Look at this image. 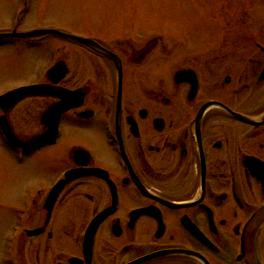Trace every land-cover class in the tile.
<instances>
[{"label":"flooded vegetation","instance_id":"1","mask_svg":"<svg viewBox=\"0 0 264 264\" xmlns=\"http://www.w3.org/2000/svg\"><path fill=\"white\" fill-rule=\"evenodd\" d=\"M240 16L220 24L214 45L187 51L92 34L121 71L75 44L72 61L45 63L39 76L2 89L42 85L75 102L57 113L56 143L29 154L62 151L52 155L53 180L21 213L19 249L35 261L19 251L20 264H264V25L252 30L249 14ZM12 42L0 49L20 51L23 42ZM63 102L0 103V119L27 141L46 134L56 121L45 115ZM33 119L39 132L20 133ZM67 128L96 138L64 141Z\"/></svg>","mask_w":264,"mask_h":264},{"label":"rangeland","instance_id":"2","mask_svg":"<svg viewBox=\"0 0 264 264\" xmlns=\"http://www.w3.org/2000/svg\"><path fill=\"white\" fill-rule=\"evenodd\" d=\"M19 5L18 0H0V32L12 28ZM241 8H254L256 13H264V0H28L23 8L25 12L19 29H57L73 35L91 32L101 37L107 31L105 39L108 41L132 37L130 41L138 45L153 38L160 41L159 48L163 45L171 48L176 43L181 50L187 51L192 47L215 44L218 35L213 34V30L219 22L210 20V17L222 18L215 12H224V20H230L227 15L243 11ZM261 23L256 17L251 26L255 28ZM244 45L247 44L244 42ZM32 46L35 45H28L31 47L30 52L27 51L24 56L13 53L9 47L0 49V90L14 83L23 84L34 79L52 52H57L68 61L74 59L75 47L58 39L51 38L43 45ZM246 47L249 48V45ZM254 50L260 52L258 47ZM39 115L35 111L33 118ZM39 130V124L34 119L31 126L19 128L20 133L25 135ZM63 134L64 141L68 138L71 142L96 138L91 132L74 131L71 128L65 129ZM61 146L64 149V142ZM59 151L62 154L61 149L44 151L32 157H23L19 162L11 148L0 144V264H9L11 261V257H7L9 261L4 263L5 242L30 192L47 186L53 180L54 172L60 169L58 158L52 156ZM23 244L24 239L20 241V245ZM21 249V256L30 261V249L26 253L24 248ZM31 257V263H34L35 259Z\"/></svg>","mask_w":264,"mask_h":264},{"label":"water","instance_id":"3","mask_svg":"<svg viewBox=\"0 0 264 264\" xmlns=\"http://www.w3.org/2000/svg\"><path fill=\"white\" fill-rule=\"evenodd\" d=\"M41 35H55V36L66 38V39L78 40V41H80V42H82V43H84V44H86L92 48H97L96 44L89 41V40L78 39L76 37L63 34V33L56 31V30H38V31H32L29 33H22V34L13 33L11 35H0V40L7 38V37H14V36L19 37V38H33V37L41 36ZM15 93H17V92H15ZM18 93L23 94V95L19 96L18 98L25 97V96H31V95H40L42 93V88L23 89V90L18 91ZM49 93H51V92H49ZM62 110L63 109H61V111ZM5 133L11 142L16 143L17 145H20L17 143L15 137L13 136V134H12V132L8 126H6ZM37 144H38L37 140H34L31 143H29L28 145L29 146L31 145L32 147L30 149H32V148H35L36 146H38ZM20 146L27 148V146H24V145H20Z\"/></svg>","mask_w":264,"mask_h":264}]
</instances>
